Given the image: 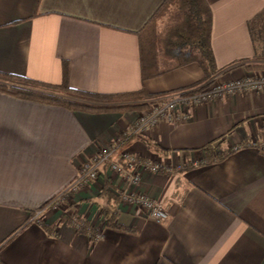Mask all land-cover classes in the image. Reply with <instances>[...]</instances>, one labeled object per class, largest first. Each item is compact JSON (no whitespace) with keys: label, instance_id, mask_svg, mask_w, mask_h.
<instances>
[{"label":"crops","instance_id":"0c3cea01","mask_svg":"<svg viewBox=\"0 0 264 264\" xmlns=\"http://www.w3.org/2000/svg\"><path fill=\"white\" fill-rule=\"evenodd\" d=\"M165 1L0 0V71L57 85L66 65L71 87L109 95L203 86L195 61L157 73L174 61L152 57L157 42L145 34ZM206 2L215 74L249 76L264 59V0ZM144 115L0 91V264H264V91L212 98L134 133ZM120 137L160 171H143L134 187L103 166L64 207L36 217ZM134 188L168 219L124 203Z\"/></svg>","mask_w":264,"mask_h":264},{"label":"trees","instance_id":"16d2710c","mask_svg":"<svg viewBox=\"0 0 264 264\" xmlns=\"http://www.w3.org/2000/svg\"><path fill=\"white\" fill-rule=\"evenodd\" d=\"M172 4L181 10V19L168 30L166 36L162 37L164 38L162 39L163 42H161L164 44V55L174 62L157 73L195 61L200 64L205 72V78L209 80L217 72L211 47L212 17L210 7L206 0H166L152 20L164 7H169ZM261 62L263 63L255 66L248 65L247 68H264V59ZM66 69L67 66L64 65L65 79L57 85L0 71V91L25 99L63 106L73 111L91 112L120 111L128 108L139 109L146 107L147 102H137L119 107L108 103L126 98L145 100L146 98H158L168 94L153 96L144 90L114 95L87 92L75 89L68 84ZM105 191L108 192L109 188H106ZM111 222L110 220L109 223Z\"/></svg>","mask_w":264,"mask_h":264},{"label":"built area","instance_id":"2783aa9c","mask_svg":"<svg viewBox=\"0 0 264 264\" xmlns=\"http://www.w3.org/2000/svg\"><path fill=\"white\" fill-rule=\"evenodd\" d=\"M208 83L210 84L207 87L172 92L158 98V103L141 118L138 128L134 133L154 126L161 119L174 121L180 116L179 111L207 102L212 98L240 92L264 91V76L261 73H252L245 78L234 81H225L220 74H217ZM121 142H123V137H120L116 144L101 147L84 164L80 174L70 185V189L76 191L81 186L93 183L98 179L101 167L103 166H108L112 171L125 177L134 187L140 183L143 171L147 170L153 173L160 171V164L138 160L136 155L130 150L121 148ZM120 197L124 203L140 207L144 215L157 222H164L169 217L162 203L150 198L148 194L139 192L136 188L131 191L122 192ZM55 200L53 199L50 203ZM39 215L37 213L36 217H39ZM95 235L98 236L99 231Z\"/></svg>","mask_w":264,"mask_h":264},{"label":"rangeland","instance_id":"374dc122","mask_svg":"<svg viewBox=\"0 0 264 264\" xmlns=\"http://www.w3.org/2000/svg\"><path fill=\"white\" fill-rule=\"evenodd\" d=\"M180 19H181V10L178 7L174 6L173 4L171 6L169 5V7H164L160 11V13L157 15V17L155 18V21L152 22V24L149 26V29H148L147 33L145 34L146 35V39H148L147 42L151 43L153 41V39H154V41L157 42L156 49H155V53L156 54L152 55V57L158 58V60H160V58L162 59L163 57H165L166 59L168 58L167 56L164 55V44H162V42H163L162 39H164V38H162V37L166 36V33L168 32V30L172 26H174V24L177 21H180ZM257 36L258 35L256 34V37ZM261 44L264 45L263 40L260 42V45ZM153 51H154V49H153ZM259 63H263V62H259ZM259 63H256V62L253 63L252 62L250 64V66L259 65ZM248 72H250L251 74L252 73H255V74L256 73H261V75L264 76V68L263 67L262 68L259 67V68H254V69H248ZM214 75H217V74H214ZM211 79H212V77L206 83H208ZM209 84L210 83H208L205 86L207 87V86H209ZM194 87L199 88V87H202V86L198 85V86H194ZM194 87H191V88H188V89L186 88V89H183V90H178V91H175V92H180V91H185V90H192V89H194ZM160 97H158V98H160ZM158 98L157 97L148 98V99L146 98L145 100L144 99L142 100L141 98L140 99L138 98L139 100L137 98H126V99H121V100L115 101V102L112 101L111 103H108V104H113V106L119 107V106H123V105H127V104H134V103H137V102L141 103L143 101H146L147 102V106L146 107H140L139 109H132V108L124 109V110H127V111L140 110L141 112H143V114H146L155 106L156 103H158V101H159V100H157ZM121 111H123V110H121ZM85 187H86V185L81 186L77 190L85 188ZM73 194H74V190L70 189V190L66 191L64 193V195H60V196L54 197L53 199H56V200L54 202H52V203H50V202L53 199L50 200L47 204H45L40 210H38L36 212V215H37V213L41 214L42 211L45 212L46 210H48L50 208L51 209H55V208L64 207V204L66 203V201H68V199H70Z\"/></svg>","mask_w":264,"mask_h":264}]
</instances>
